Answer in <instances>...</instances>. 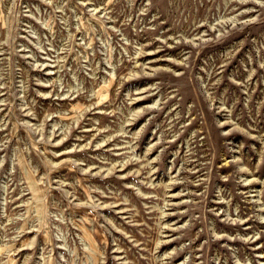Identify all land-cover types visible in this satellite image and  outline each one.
Masks as SVG:
<instances>
[{"label": "rangeland", "instance_id": "rangeland-1", "mask_svg": "<svg viewBox=\"0 0 264 264\" xmlns=\"http://www.w3.org/2000/svg\"><path fill=\"white\" fill-rule=\"evenodd\" d=\"M0 264H264V0H0Z\"/></svg>", "mask_w": 264, "mask_h": 264}]
</instances>
